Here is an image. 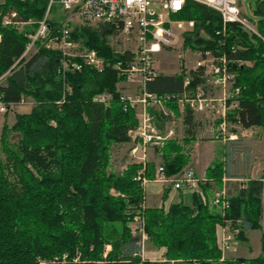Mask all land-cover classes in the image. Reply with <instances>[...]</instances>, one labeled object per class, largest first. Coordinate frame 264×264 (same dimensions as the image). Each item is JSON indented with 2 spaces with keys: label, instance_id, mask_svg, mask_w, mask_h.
<instances>
[{
  "label": "trees",
  "instance_id": "1",
  "mask_svg": "<svg viewBox=\"0 0 264 264\" xmlns=\"http://www.w3.org/2000/svg\"><path fill=\"white\" fill-rule=\"evenodd\" d=\"M47 0H4L0 3V100L17 103L22 97L34 100L31 111L17 116L11 127L16 136L9 143L8 128L2 134L0 157V264H264V231L261 253L252 258L225 257L217 243L218 225L238 230L235 238L245 241L246 231L261 229L263 180L239 178L229 165L239 140L225 143L226 160L210 165L200 187L211 197L222 188L223 178L238 177L228 188L229 206L224 210L204 203L193 192L190 203L145 206V190L137 179L142 173L152 179L155 163L133 162L122 172L110 170L111 146L131 141L128 132L138 123L134 108L124 109L119 76L113 64L123 58L109 43L115 34L111 24L74 25L72 34L107 62L103 70L84 66L69 72L71 87L62 102L63 81L57 72L58 53L37 43V52L24 56L29 36L43 19ZM14 21L4 24L10 12ZM253 12L260 35L231 23L227 34L219 12L186 0L178 18L195 20L196 31L188 44L225 48L228 55L246 61L238 66V108L229 117L242 128H264V0H256ZM61 18L49 22L55 31ZM206 36H199V29ZM229 33L238 35L233 39ZM220 44V45H219ZM235 45L236 52L229 47ZM184 74H159L148 82L150 92H179ZM103 93L109 103L95 101ZM187 136L170 139L155 147L165 174H179L189 163L185 148L194 138L197 124L185 119ZM191 136V137H190ZM222 139V136H215ZM169 186L164 189L167 199ZM138 217L142 231L157 248H166L164 258H142V234L130 226ZM111 249L105 253V247Z\"/></svg>",
  "mask_w": 264,
  "mask_h": 264
},
{
  "label": "built area",
  "instance_id": "2",
  "mask_svg": "<svg viewBox=\"0 0 264 264\" xmlns=\"http://www.w3.org/2000/svg\"><path fill=\"white\" fill-rule=\"evenodd\" d=\"M216 10L223 21L221 32L227 34L231 23L239 24L249 33L260 35L256 23L251 20L243 8L241 0H193ZM45 15L39 22L38 29L29 36L24 56L37 52L40 43L47 49L58 53L57 72L63 81L62 102L67 92L71 91L66 82L69 72L81 71L89 66L97 71L103 70L107 64L105 58L97 50L85 46L72 34L73 24H111L115 34L110 37H121V48L118 53L123 58L113 64L120 77L123 78L121 100L124 109L134 108L138 123L128 132L133 146L131 154L139 162H147V147H161L168 139L176 136L179 125H185L187 115L193 116V122L200 124L207 120L212 126L214 136L234 140L240 127L238 122H231L229 117L238 108L239 91L237 85L238 66L246 63L228 55L225 48H211L204 44L186 43L187 37L196 31L195 20L179 19L186 0H47ZM60 7L65 13L58 28L54 31L49 22L51 12ZM157 8L161 11L157 12ZM16 11L4 17V24L15 23ZM75 21H82L76 23ZM199 36H206L203 29L197 31ZM220 45V44H219ZM236 46L229 47L236 52ZM175 50L178 59L183 61L181 72L184 74L183 88L179 92L158 94L147 89L148 82L159 76L157 62L159 56ZM186 60L189 62L186 63ZM4 77H0V81ZM135 87L134 94L126 84ZM120 83V84H121ZM119 84V86H120ZM111 95L103 93L94 100L109 103ZM6 103L0 100V113L24 103ZM156 179L164 184H172L175 189L187 188L192 193L200 194L204 203L224 210L229 206L227 188L216 190L208 197L200 187L202 179L191 169L180 173V177L167 176L162 165L157 166ZM137 179L144 186L148 178L139 173ZM227 182L230 179L224 178ZM238 230H231L221 239L220 248L223 252L231 250Z\"/></svg>",
  "mask_w": 264,
  "mask_h": 264
},
{
  "label": "rangeland",
  "instance_id": "3",
  "mask_svg": "<svg viewBox=\"0 0 264 264\" xmlns=\"http://www.w3.org/2000/svg\"><path fill=\"white\" fill-rule=\"evenodd\" d=\"M4 0H0V3L3 2ZM243 8L246 12V15L254 21V23L258 20L257 15L253 12V9L256 6V0H241ZM161 11L160 8H157V12ZM52 17H57V18H61L63 19L65 16V13L63 11H61L60 7H55L53 9V11L51 12ZM180 19V18H179ZM182 19V18H181ZM76 23H82V21H75ZM19 30H22L24 25H17ZM74 26V24H73ZM109 43L112 46V48L118 52V50L121 48V37H110L109 38ZM178 52L175 50L172 51H168V52H164L159 56V60L156 64L157 66V71L160 74H167V75H172L175 73H179L181 71V65L183 64V61H180L178 59ZM31 56V54H28L26 56V58H29ZM182 63V64H181ZM186 63L188 64L189 62L186 60ZM9 73H5L4 75H2V77H4L2 79V82L5 80L6 76ZM125 84V83H122ZM121 84V85H122ZM128 89L131 91V93L134 94L135 92V87L131 84H128L126 82ZM121 85L119 86V88L121 87ZM26 100L25 102H29L28 104L24 105V106H18V107H12L10 108L7 112L5 113H0V157L2 156V158H4V153L2 152V134L4 132V128L7 127L8 128V139L7 141H9V143H12L14 140V136L16 132H14L13 130H11V127L16 123L17 121V116L20 114H27L31 111L32 107H33V98L30 96H26L25 97ZM202 126H199V130H201ZM184 130H187V126H185L184 128L178 126L177 128V133L176 136L177 138H180L179 140H182L181 137H183L181 135V133L184 132ZM198 130V126L195 129V131ZM239 131H241L239 129ZM201 133V131H200ZM181 136V137H180ZM193 145V151H192V159L190 160L191 163L194 166H201L207 163L208 159L210 157H216L217 159H220L221 156L223 154H225V146L223 145V143L221 141H217L216 143H211V142H192ZM133 146V143L129 142L126 144H114L111 146V162H110V170L118 173V172H122L128 164L133 163V162H139V159L137 157H134L131 154V148ZM244 147V146H243ZM186 148V147H185ZM147 161H154L155 164L157 166L160 165V155L156 153L154 147H147ZM186 170V167L182 170L184 171ZM181 171V172H182ZM180 172V173H181ZM179 174H175L172 175L177 177H180L181 175ZM156 174V173H155ZM148 183H146L145 185H147ZM166 185V184H165ZM170 185V184H168ZM167 186V185H166ZM145 190V187H144ZM189 201V200H188ZM155 201L152 200L150 198V194L147 193L146 196V192H145V206H153L155 205ZM131 228L133 229V232L135 234H142V258L145 260H149V261H160L164 258V253L166 252V248L162 247V248H157L155 247L149 240H147V236L146 234L142 231V223L141 220L136 217L135 220L130 223ZM260 234V230H255V232L250 231V242H246V241H237L235 246L234 243L232 244V248L231 250H229L228 252H223V256L228 257V256H232V255H238L237 253H235V249L238 251H245V248H250L252 247L254 250H256L257 248V236H259ZM218 243V241H217ZM219 248H220V243L218 244ZM241 248V249H240ZM111 249L110 245H107L105 247V253L106 254L109 250ZM221 249V248H220ZM240 249V250H239ZM228 253V254H227ZM228 255V256H227ZM248 255V254H247Z\"/></svg>",
  "mask_w": 264,
  "mask_h": 264
},
{
  "label": "crops",
  "instance_id": "4",
  "mask_svg": "<svg viewBox=\"0 0 264 264\" xmlns=\"http://www.w3.org/2000/svg\"><path fill=\"white\" fill-rule=\"evenodd\" d=\"M21 25H25V23H22ZM0 83H2V80L0 81ZM122 85H124V84H122ZM122 85H121V87H122ZM121 87H120V89H121ZM22 99H24V101L26 100L25 97H22ZM28 103L29 102L26 101L22 104H18L16 106H14V107H18V106L22 107ZM32 104H34V100H33ZM200 125L202 126L201 130H199ZM211 126L212 125L207 120H202V122L200 124H198V130L194 131V135H191V136H194V138L186 140V142H188V144H186L185 147L188 149V152L190 154V160L192 159V151H193L192 142H198V141L204 142V141H206V142L216 143L217 141H221L223 143V145L225 146L227 139L216 138L213 134L214 132L211 129ZM180 127L184 128L185 125H183V124L179 125V128ZM196 128H197V126H196ZM239 129L241 131H239ZM200 131H201V133H200ZM234 131L237 133V137L234 140H239V146H238V148H235V149H237V151L234 154L233 160L231 162L229 160V165L232 168L231 170H232L233 174H236L235 176H239V178L263 180L262 219H261V225H262L263 230L253 229V230L246 231L247 239L245 241L249 243L251 240L250 236H249L250 231L255 232V230L256 231L260 230V234H259V236H257V248H256V250H254L252 247H250L248 249L245 248V251H242V250L238 251V249L237 250L235 249L234 252L237 253L238 255H232V256L227 255V256L228 257L252 258V257L258 256L261 253V235L264 231V128H261V127L242 128L240 126L236 129H234ZM181 135L183 136V137L180 136L181 139H184L187 136V133H185V130L183 133H181ZM173 139H180V138L175 137ZM168 140H170V139H168ZM168 140H166V141H168ZM180 142H182V140ZM130 143H131V141H130ZM154 149H156V148H154ZM218 160L219 161L220 160H222V161L226 160L225 155L223 154L220 159H217L216 157H210L208 159L207 163L204 165H201V166H194L191 163V161H189V163L186 166V169L193 170L196 173L198 178L204 179V178H207V172H206L207 168L210 165H212V163H214ZM156 169H157V165L155 164V171H154L152 179H149L147 182L148 184L144 185L146 196H147V193H149L150 198L156 202L155 205H153V206H157V207L163 206L165 209H167L172 203H176V202H180V201L190 203V196H191L192 192L190 190H188L187 188L175 189L172 184H170V185L166 184L167 186H169V190L167 193V199L164 200L162 197H163L164 189L167 186L163 182L157 181ZM224 178H223V184H222L221 189H223L225 187V188H227V190L229 187H231L229 185L230 183L238 180V177H228V179H230V180L226 182L224 180ZM226 178H227V176H226ZM227 192H229V191H227ZM216 231H217V241L219 244L221 242V239L224 237V235L229 233L231 230L228 228V226L218 225L216 228ZM237 241L239 242L240 240H237L235 238L234 246H235Z\"/></svg>",
  "mask_w": 264,
  "mask_h": 264
},
{
  "label": "water",
  "instance_id": "5",
  "mask_svg": "<svg viewBox=\"0 0 264 264\" xmlns=\"http://www.w3.org/2000/svg\"><path fill=\"white\" fill-rule=\"evenodd\" d=\"M229 35H230V37H232L233 39H239V36L238 35H236V36H234V34H231V33H229Z\"/></svg>",
  "mask_w": 264,
  "mask_h": 264
}]
</instances>
